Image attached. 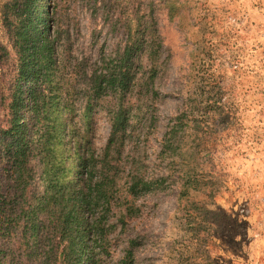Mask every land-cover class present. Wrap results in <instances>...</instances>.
I'll return each mask as SVG.
<instances>
[{
  "label": "trees",
  "instance_id": "16d2710c",
  "mask_svg": "<svg viewBox=\"0 0 264 264\" xmlns=\"http://www.w3.org/2000/svg\"><path fill=\"white\" fill-rule=\"evenodd\" d=\"M185 5L186 0H137L108 19L119 24L121 42L109 53L101 48L89 68H81L80 86L66 83L77 65L72 34L64 29L57 5L48 10L45 0H10L4 26L11 51L0 45V65L13 68L0 120L6 180L0 192L10 190L0 206V264H31L45 244L61 247V264H105L110 218L124 224L138 215L140 197L172 187L177 208L187 215L221 214L194 197L207 190V181L205 164L197 162L189 142L199 149L208 136L200 120L212 110L220 112L219 103L204 104L200 94L183 102L162 135L157 157L174 171L147 178L129 167L123 188L118 182V162L134 128L157 120L155 80L162 72L157 11L163 9L173 22L181 19ZM96 112L105 113L110 127L99 160L93 152ZM2 243L11 249H2ZM135 248V238L129 239L123 264H132Z\"/></svg>",
  "mask_w": 264,
  "mask_h": 264
},
{
  "label": "rangeland",
  "instance_id": "374dc122",
  "mask_svg": "<svg viewBox=\"0 0 264 264\" xmlns=\"http://www.w3.org/2000/svg\"><path fill=\"white\" fill-rule=\"evenodd\" d=\"M45 1L48 10L57 5L64 29L72 34L77 74L66 83L81 86V68H89L101 48L109 53L121 42L119 24L108 19L137 0ZM9 4L0 0V45L11 51L4 26ZM156 19L162 45V72L155 80L157 120L154 126L135 127L127 140L118 162L119 187L129 167L147 178L174 171L157 157L162 135L183 102L200 94L204 104L219 103L220 112L212 110L200 120L208 136L199 149L189 142L206 170L207 190L194 197L221 214L187 215L177 208L175 187L144 195L137 200L135 218L124 224L110 218L105 264H123L131 238L136 240L132 264H264V0H186L181 19L170 22L161 8ZM12 69L0 65V120ZM66 70L70 78L72 69ZM76 95L81 99L79 90ZM93 122V152L99 160L110 127L104 112L94 113ZM1 169L0 164L5 186ZM9 195L10 190H1L0 206ZM1 247L11 249L8 243ZM60 250L45 244L31 264H61Z\"/></svg>",
  "mask_w": 264,
  "mask_h": 264
}]
</instances>
